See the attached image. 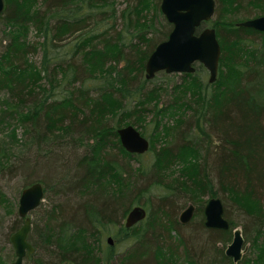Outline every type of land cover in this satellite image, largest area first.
<instances>
[{"label":"trees","instance_id":"1","mask_svg":"<svg viewBox=\"0 0 264 264\" xmlns=\"http://www.w3.org/2000/svg\"><path fill=\"white\" fill-rule=\"evenodd\" d=\"M161 1L5 0L0 93L7 95L31 143L17 163H8L5 154L1 170L21 171L25 187L41 182L44 198L52 183L67 197L33 212L42 209L40 220L31 221L28 240L35 252L26 256L28 264H113L120 240H134L120 264H169L161 259L172 260L180 247L188 264H264L259 242L264 234V32L223 18L241 0L228 5L215 0L218 17L207 24L213 21L222 49L216 82L205 81L201 75L207 70L197 63L194 73L182 74L173 85L172 101L159 107L164 88L150 85L154 78H146L145 65L173 28ZM248 3L260 7L257 16L264 15V0ZM148 113L154 125L149 151L155 157L150 169H134L131 160L141 154L122 146L118 129L132 124L145 136ZM174 132L176 142L166 144L164 138ZM197 132L218 142L209 141L205 165L196 159L183 169L184 184L196 193L190 198L202 215L197 227L189 236L181 229L170 197L175 192L151 202L143 221L130 228L121 224L145 190L187 164L189 154L200 155L204 148ZM156 139L165 140L159 149ZM33 148L43 154L34 156ZM67 150L74 156L72 166L63 161ZM42 170L44 175L33 177ZM215 196L234 198L241 208L244 236L254 243L256 258L234 263L218 245L233 238L236 226L228 211V230L206 226L205 197ZM0 200L7 201L1 190ZM23 224L16 214L9 242ZM116 225L114 244L105 243ZM39 248L52 260L39 257ZM0 264L7 259L0 256Z\"/></svg>","mask_w":264,"mask_h":264},{"label":"rangeland","instance_id":"2","mask_svg":"<svg viewBox=\"0 0 264 264\" xmlns=\"http://www.w3.org/2000/svg\"><path fill=\"white\" fill-rule=\"evenodd\" d=\"M249 0H241V6L238 8H228V11L223 15V18L225 20L229 19H238L237 21H243L247 18H253L256 17L260 13V7L255 6L253 4L248 3ZM221 2V0H220ZM229 0H224V4H227ZM219 3V0H218ZM228 5V4H227ZM244 5V6H243ZM226 6V5H225ZM125 6L122 5L121 8H124ZM218 17V13H215L213 20H215ZM213 22V21H212ZM212 22L208 23L207 26H212ZM63 53V51H61ZM37 60H39V56L37 57ZM207 70V69H206ZM182 74L184 73H166L164 71H161L157 73L155 76L154 83H151V86H161L164 88L162 91L161 99L157 103L159 107H163L165 104H168L172 101V96L170 95L172 92L173 85L176 82H180L182 80ZM203 79L205 81L209 80V72H204L202 75ZM152 80V81H153ZM148 115V116H147ZM146 116V128H145V136L149 138L150 143H152L151 140V134L153 130V122H152V113H148ZM188 116V115H187ZM142 130V129H141ZM198 133V132H197ZM28 135L25 131L24 125L19 120V117L15 111L12 110V108L9 106L8 103V97L4 92L0 93V164L1 162H4L5 160V154L8 156V163H17L19 161L20 156L27 153L29 150L28 145L31 143V140H28ZM176 133L174 132L169 137L164 138L166 140V144H171L173 142H176ZM165 140H154V144L157 149H159L165 141ZM197 140H199L200 143L203 144V150L200 151V155H197L194 157V155H188L186 162L187 164H182L179 167H176L173 171L169 172L166 177L160 182L155 183L152 186L149 187V189L145 190L144 195L142 197L141 203L137 205H141L144 208L149 210L148 208L151 206V202L157 198L163 197L166 194L175 192L176 195L170 196L173 201H175L176 205V215L175 218L180 222L179 217L183 210H185L190 204H193L195 209L193 213V217L191 221L187 224H182L181 229L185 231V234L187 236L192 233L193 227H197V222L200 221L202 215L200 213V210L198 209L197 203H194L191 198L196 196V193L194 191H191L185 183V178L183 174V169L187 167L190 163H193V161H196L200 164L206 163V160L209 156V141L211 144H217L218 142L213 137H206L204 134H199L197 136ZM81 153H78L79 155L84 152V150H79ZM37 150L33 148V155L38 156L36 154ZM45 152V151H44ZM39 153L41 154L43 153ZM155 157L154 152H146L144 154H141L139 159L131 160V167L136 169L137 167L141 166L144 170L150 169V167L153 164ZM74 160V156L69 154V150L65 151L64 154V162L68 161V165L72 166L69 162H72ZM211 160V159H210ZM191 165V164H190ZM185 170V169H184ZM17 172V173H16ZM16 172H10L7 169L1 170L0 165V190L3 193L4 197L7 199V201L0 200V256L5 257L7 259V264H12L16 259L15 254V248L12 244V242L8 241V232L10 226L13 224L14 219L16 218V214H18V207H19V199L22 193V190L25 188V183L27 182L25 179L24 174L21 171ZM46 172L42 170V172L36 173L33 177L40 178L38 176L44 175ZM148 177V176H147ZM144 176L142 179L147 178ZM143 181V180H142ZM150 179L148 180V182ZM144 182V181H143ZM148 182L142 186H146ZM183 184H182V183ZM55 184V183H54ZM143 184V183H142ZM47 190L46 197L44 198L41 205L33 210L31 212L32 219L39 221L42 216V209L50 208L52 203L62 202L67 197L64 194L58 195L56 191V185L50 184L48 186H45ZM179 187L180 191L177 192L173 190L174 188ZM71 198L73 195H69ZM191 197V198H190ZM208 197H205V200ZM204 200V198H203ZM225 211H228L227 216L229 219H231L235 226L238 228H241L244 235V227L243 224L246 221L244 218V215L242 213L241 208L233 201L234 198H229L228 196H225L223 199ZM242 202L245 205H249L251 208H255L254 202L250 201L248 198L242 197ZM42 208L40 212H36L33 214L34 211L38 210L39 208ZM126 218V217H125ZM125 218L122 220L121 224L125 223ZM176 225V224H175ZM188 225V226H186ZM108 230L112 233L113 238V244H114V234L118 233L120 231V226H111ZM176 232H172V234H175ZM109 237V234L105 236L104 242L106 243L107 239ZM121 237V236H120ZM245 238V236H244ZM232 241V239L227 242L225 245L223 243H219L218 245L220 247H223V250L225 252L227 245ZM260 244L262 243L264 245V234L261 238V241H259ZM134 244V240H120L116 243V253L118 261L115 264H120V262L124 259L123 257L126 255L130 247H132ZM254 243L252 241H247L245 239V244L243 247L244 253H243V260L246 259H254L256 258V251L254 248ZM196 246L198 244H195ZM176 254H174V257L172 260H168V258L163 257L161 259L165 262H168L169 264H188L186 256L184 254V249L182 247L178 249H175ZM38 256L44 257L46 261H48L50 258V261L53 257H50L48 255L47 250H43L42 248H39L38 250ZM29 259L24 260V264H28ZM244 264V263H243Z\"/></svg>","mask_w":264,"mask_h":264},{"label":"water","instance_id":"3","mask_svg":"<svg viewBox=\"0 0 264 264\" xmlns=\"http://www.w3.org/2000/svg\"><path fill=\"white\" fill-rule=\"evenodd\" d=\"M5 0H0V15L5 10ZM216 9L215 0H162L161 10L167 20L173 25L168 38L160 42L146 61L145 72L147 79H153L157 73H194L195 64H202L209 72V82H216L219 74L221 44L214 27L204 26L211 21ZM238 26L251 27L264 32V15L249 18L237 23ZM204 26V27H203ZM122 146L130 153L144 154L149 151V138L132 124L118 129ZM45 188L41 182H34L22 190L18 214L24 218L23 226L11 236L15 248L16 259L12 264H24L26 255L35 252L29 242L31 230V212L37 209L44 200ZM194 205L190 204L180 214L182 224L191 221ZM205 224L210 228L228 230L231 226L225 217L223 200L219 196L209 198L204 206ZM147 210L134 206L125 219V226L130 228L143 221ZM109 244L113 238L108 237ZM245 238L241 228H233L232 241L225 250L226 256L239 263L243 258Z\"/></svg>","mask_w":264,"mask_h":264},{"label":"flooded vegetation","instance_id":"4","mask_svg":"<svg viewBox=\"0 0 264 264\" xmlns=\"http://www.w3.org/2000/svg\"><path fill=\"white\" fill-rule=\"evenodd\" d=\"M208 24L206 23L204 26H207ZM203 26V27H204ZM127 217V216H126ZM126 219V218H125ZM27 256V255H26ZM26 258V257H25ZM111 261L113 262V264H115L117 261H118V258L117 257H114L111 259Z\"/></svg>","mask_w":264,"mask_h":264}]
</instances>
